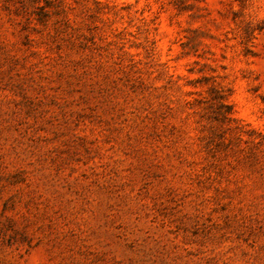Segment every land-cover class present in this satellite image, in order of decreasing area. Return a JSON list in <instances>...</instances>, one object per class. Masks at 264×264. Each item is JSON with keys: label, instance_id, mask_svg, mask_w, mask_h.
I'll return each instance as SVG.
<instances>
[{"label": "rangeland", "instance_id": "rangeland-1", "mask_svg": "<svg viewBox=\"0 0 264 264\" xmlns=\"http://www.w3.org/2000/svg\"><path fill=\"white\" fill-rule=\"evenodd\" d=\"M0 264H264V0H0Z\"/></svg>", "mask_w": 264, "mask_h": 264}]
</instances>
